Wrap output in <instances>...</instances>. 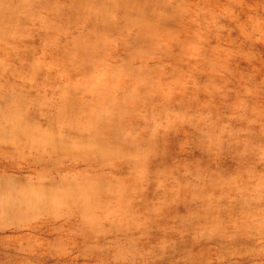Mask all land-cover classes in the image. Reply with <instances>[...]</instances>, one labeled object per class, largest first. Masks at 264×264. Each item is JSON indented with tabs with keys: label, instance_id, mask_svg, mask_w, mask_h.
<instances>
[{
	"label": "rangeland",
	"instance_id": "obj_1",
	"mask_svg": "<svg viewBox=\"0 0 264 264\" xmlns=\"http://www.w3.org/2000/svg\"><path fill=\"white\" fill-rule=\"evenodd\" d=\"M0 264H264V0H0Z\"/></svg>",
	"mask_w": 264,
	"mask_h": 264
}]
</instances>
